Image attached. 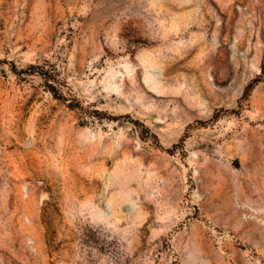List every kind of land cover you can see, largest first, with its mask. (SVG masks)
I'll use <instances>...</instances> for the list:
<instances>
[{"label": "rangeland", "instance_id": "obj_1", "mask_svg": "<svg viewBox=\"0 0 264 264\" xmlns=\"http://www.w3.org/2000/svg\"><path fill=\"white\" fill-rule=\"evenodd\" d=\"M0 264H264V0H0Z\"/></svg>", "mask_w": 264, "mask_h": 264}]
</instances>
